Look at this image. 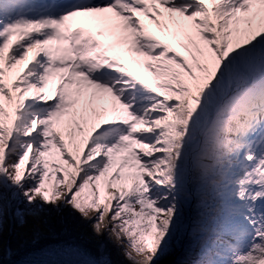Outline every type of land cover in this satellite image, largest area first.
I'll use <instances>...</instances> for the list:
<instances>
[{
  "label": "snow or ice",
  "instance_id": "1",
  "mask_svg": "<svg viewBox=\"0 0 264 264\" xmlns=\"http://www.w3.org/2000/svg\"><path fill=\"white\" fill-rule=\"evenodd\" d=\"M65 208L23 264H264V0H0V250Z\"/></svg>",
  "mask_w": 264,
  "mask_h": 264
},
{
  "label": "bare ground",
  "instance_id": "2",
  "mask_svg": "<svg viewBox=\"0 0 264 264\" xmlns=\"http://www.w3.org/2000/svg\"><path fill=\"white\" fill-rule=\"evenodd\" d=\"M103 238L115 252L117 241L112 233L106 237L94 234L90 227L86 226V221L77 214L65 208L62 212H54L52 215H42L36 221L20 228L11 221L5 225L3 234V247L0 256L4 264H14L23 255L33 249L53 243L69 242L76 243L89 249H95L96 241ZM121 249L127 251L126 246L120 245ZM121 264H128L123 260L122 253L118 254ZM180 258L179 251L163 256L160 264H175Z\"/></svg>",
  "mask_w": 264,
  "mask_h": 264
},
{
  "label": "rangeland",
  "instance_id": "3",
  "mask_svg": "<svg viewBox=\"0 0 264 264\" xmlns=\"http://www.w3.org/2000/svg\"><path fill=\"white\" fill-rule=\"evenodd\" d=\"M55 211H52V212H49V213H46V215H52L53 213H54ZM106 223H107V221H106Z\"/></svg>",
  "mask_w": 264,
  "mask_h": 264
}]
</instances>
